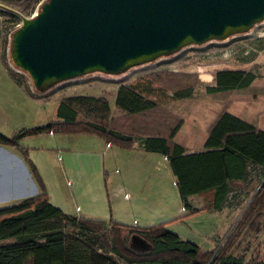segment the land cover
<instances>
[{
  "label": "trees",
  "instance_id": "1",
  "mask_svg": "<svg viewBox=\"0 0 264 264\" xmlns=\"http://www.w3.org/2000/svg\"><path fill=\"white\" fill-rule=\"evenodd\" d=\"M43 1L0 0L26 16L37 5L40 9ZM0 13L18 19L8 11ZM255 79L251 68H219L206 83L191 71L158 69L119 80L113 110L105 97L70 95L56 101L53 116L45 123L10 135L0 132V145L19 151L40 189L35 195L0 206V264H121L117 258L128 264H264L255 250L250 256L249 250L237 251L243 231L260 234L264 227V178L260 180L253 172L264 169V128L259 126L264 121V86ZM16 81L37 97L23 81ZM236 95L249 97L251 109L246 105L231 112L228 104ZM200 101L221 109L214 120L205 122L203 148L186 152L174 137ZM40 132L93 134L105 144L163 154L187 212L149 226L63 212L51 203L29 149L20 144L23 136ZM240 194L249 201L216 250L181 239L166 228L170 222L207 210L221 212L230 204L229 199ZM192 196L207 202L196 207ZM132 236L143 239L149 247L133 248Z\"/></svg>",
  "mask_w": 264,
  "mask_h": 264
},
{
  "label": "water",
  "instance_id": "2",
  "mask_svg": "<svg viewBox=\"0 0 264 264\" xmlns=\"http://www.w3.org/2000/svg\"><path fill=\"white\" fill-rule=\"evenodd\" d=\"M0 8L20 18L10 58L38 92L92 72L120 75L264 20V0H45L32 17ZM130 245L149 247L137 236Z\"/></svg>",
  "mask_w": 264,
  "mask_h": 264
},
{
  "label": "rangeland",
  "instance_id": "3",
  "mask_svg": "<svg viewBox=\"0 0 264 264\" xmlns=\"http://www.w3.org/2000/svg\"><path fill=\"white\" fill-rule=\"evenodd\" d=\"M43 1V0H42ZM38 5L34 8L33 12L37 11ZM0 10H2L0 8ZM33 12L30 14L32 15ZM0 15L3 18H0V78L2 77V66L5 68L6 72L12 71L15 74H18L21 76V79L12 77L9 72L8 74L11 76L12 79L23 81V85L28 86L29 89L37 95L36 100H40V102H37L36 105V113H30L26 109L19 107L18 114H11V116L8 119L7 126L4 127L2 130L4 132H10L12 129L20 128L22 124H43L48 119H50L53 116V109L54 105L57 100H60L63 97L70 96V95H88V96H102L105 97L109 103V106L111 110L114 109L115 106V99L117 94V87L119 86V80L125 78L133 79L140 75H148L152 73L153 71H157L158 69H168L170 71H191L198 75V73H204L203 75H206V73H212L217 68H241V69H252L254 70V73L256 75V84L264 86V21L261 23H258L250 28L247 34L242 33L238 34L236 36H233L230 39H227L223 42H226V46L218 47L217 42H207L200 46H189L182 48L179 52L170 54L167 57L159 58L153 62L146 63L143 65H137L133 66L130 69H128L125 73H122L120 75H107L100 72H92L85 74L83 76H79L73 79L65 80L62 82H59L49 88L48 90L44 92H38L34 86L32 85L30 78L28 74L16 67L10 58V37L8 36V33L10 30L13 29V27L20 23V18L18 19H11L8 16H4L0 13ZM28 15V16H30ZM17 16V15H16ZM4 29V30H3ZM218 42V43H223ZM234 46L235 53L230 55L231 51L230 49ZM215 48L216 50L213 53H210L211 55L207 56H200L202 55V52L205 50L203 49H211ZM199 70V72L197 71ZM6 81L7 77L4 76ZM8 82V88L5 87V82H1L0 86V114L7 115L6 111L2 109V100H10V102L14 105L16 104H23V99L21 97V94L16 92L12 89V85ZM17 82V81H16ZM206 83V82H204ZM203 83V84H204ZM202 87L200 88V92L202 91ZM236 99L233 101H230L228 104L229 110L231 111H238L242 110L246 107L250 108V102L251 99L247 96L243 95H236ZM202 102V101H200ZM206 103L199 104V107L197 110H195L194 114L196 117V114H198V117L201 118L204 117L203 113H207L210 117H213L215 114L217 115L219 109L221 107L217 104L211 103L213 105V108L208 110L209 103L205 101ZM204 106V107H202ZM198 111V113H196ZM193 114V115H194ZM254 115H256L253 112ZM251 113H247V116H251L253 118L254 115ZM189 118V117H188ZM187 118V119H188ZM205 118V117H204ZM211 119V118H210ZM215 119V118H214ZM213 119V120H214ZM212 121V120H209ZM204 121L201 124V127H198V134L193 135L189 137V143H194L196 140L200 139V141L203 139V136L205 135V122ZM259 126L264 128V121L263 123H259ZM3 132V133H4ZM5 134V133H4ZM30 141L36 146H50L51 141L49 140V136L47 132L41 133V134H33V135H27L25 138L26 141ZM64 146L62 149L59 150L61 153H67L68 141H64ZM67 142V143H66ZM71 144V143H70ZM112 151H116L115 148L111 149L109 152V156L111 155ZM53 153L52 155H48L49 159H53V166L54 169L57 171V180L55 182H50V191L52 195V201L56 203H68L70 205V197L72 194V191L74 189V182L71 178V174L66 170V164L65 159L66 155H63L65 157L64 160H61L62 158L58 159L56 153V150L50 151ZM84 156V153H81V157ZM104 158H106V155H104ZM0 160L6 161L8 160L9 163L13 164V166L21 171V174L24 173L23 167L20 164L19 160L16 157L8 156L4 153V150L0 148ZM113 166V165H112ZM1 171V170H0ZM15 171V170H14ZM132 171V170H131ZM253 172L256 174V176L262 180L264 178V169H255ZM118 174H111L110 178H118ZM166 175L165 177L161 178L160 186L157 181V179L154 177L148 176L146 179H139L137 182L134 181V184L132 181H122L126 184V189L131 193L132 189H135L134 185H152V187H160V190L162 192V196L160 197V205L156 207L157 211H160L159 208L167 209L168 205H173L177 194V190L173 184L172 178L169 179ZM29 179V178H28ZM123 180V179H122ZM70 184V185H69ZM142 185V186H145ZM129 188V189H128ZM141 188V187H140ZM32 186L31 184H25V185H18L16 183L13 184V186L9 189L3 187V180L0 178V206H5L7 204L14 203L17 198H20L21 196H27L32 195ZM144 189L141 188L140 191L137 189L138 195H143ZM129 195V193L126 190L122 191L123 198H125L126 195ZM129 197V196H128ZM145 196H143L144 198ZM194 204L195 205H204L205 200L201 198L200 196H193ZM230 204L226 205L224 207L223 211L212 212L211 216H209V211L207 210V213H199L196 215H193L189 217V220H185V222H177L173 225H171V229L178 230L180 233V236L182 239H188L193 242H196L198 244H201V241L203 237L200 235L201 232H205V222L209 218L210 220L217 223V228L213 229L214 234H210L206 239L208 242L206 244H203L205 248L216 250L215 248L224 241L225 237L231 230L233 224L235 221L240 217L242 208L247 204L249 201V198L245 196L244 194L238 195L235 200L229 199ZM181 211V208H180ZM136 221V220H135ZM217 221V222H216ZM186 223V224H184ZM233 223V224H232ZM239 238H242L240 240V249L237 251H248V255L250 256V253L255 250L264 258V227L263 231L260 234H255L253 231L245 232L243 231ZM206 240V241H207ZM244 249V250H243ZM118 263L121 264H128L120 259H116Z\"/></svg>",
  "mask_w": 264,
  "mask_h": 264
},
{
  "label": "crops",
  "instance_id": "4",
  "mask_svg": "<svg viewBox=\"0 0 264 264\" xmlns=\"http://www.w3.org/2000/svg\"><path fill=\"white\" fill-rule=\"evenodd\" d=\"M2 70L3 73L2 77L0 78V86L1 82L4 81L5 87H7V81H9V83L12 85L13 90H15L16 92H18L19 90V94H21V97L23 99V104L14 105L10 102V100H2V109L6 111L8 116L5 114H0L1 133L4 132L2 129L7 126L8 119L11 114H18L19 107L23 108L24 110L26 109L30 113H36L35 104H37V102H40L42 104L40 100L35 99L37 97H32L31 95H29L25 91L23 86L12 79L3 66ZM197 71L199 72V70ZM203 74V72L198 73V78L202 82H209L213 79L214 72L206 73V75ZM4 76L7 77V81ZM201 103L206 102L202 101L197 104V106L190 113L189 118L182 122L176 136L174 137V141L183 146L186 152L197 151L203 148L205 135L203 136V139L201 141L200 139H198L194 143H189V137L198 134V127H201V124L204 121L213 120L216 117V114L213 117H210L207 113H203L205 118H201L200 116L198 117V114H196L195 117L194 112L195 110H197L199 104ZM212 108L213 105L209 103L208 110ZM196 113H198V111H196ZM35 125L40 124H22L20 128H17L16 130H19L23 127H31ZM16 130L12 129L10 132L4 133L5 135H10ZM41 133L44 132L37 133L36 135ZM47 133L49 136V140L51 141V144H49L50 146H36L29 140L25 142V138L27 135L23 136L20 139V144L29 149L30 158L38 168V171L50 196L51 203L58 206L63 212L75 216H85L99 219H113L115 221H119L128 225L138 226H149L180 216L187 212V210L184 212L180 211L182 201L180 199L178 191V196H176L173 205H168L167 209H163L161 207L159 208L160 211H157L156 207L160 205V197L162 196L160 187H152V185L145 184H135V189H132L130 193L126 189V186L128 184L122 182L132 181V183L134 184V181L137 182L139 179H146L148 176H150L152 177V179L155 177L160 186L161 178L165 177V175L168 177L166 179H169L171 177L172 181H175V177L171 171L169 161L163 154L154 151H146L137 147L127 150L112 144L107 146L104 140L93 134H58L53 132ZM64 141H68L69 145H71L68 146L67 153L59 152V150L64 146ZM0 148L4 150V153L7 155V157H16L24 170V173L21 174V171L17 170L13 166V164L9 163L8 160H0V178L3 180V187L9 189L13 186L14 183L18 185H25L27 183L31 184L32 186V195L37 194L40 189L32 178L28 170V166L19 151L12 146L6 145H0ZM113 148H115L116 151H112L110 157H108L110 150ZM54 149L56 150L55 154L57 155L58 159L62 158L61 160H64L65 157H63V155L67 154L65 159L66 170H68V172L71 174V178L74 182V189L70 197V205H68L67 202L56 203L52 201L49 183L55 182L57 180L58 174L56 169H54L53 159H49L48 155H52L53 153H51L50 151ZM82 152L84 153V156L81 157ZM104 155H106V158H104ZM113 173L118 174L119 177L110 178V175ZM140 187L145 191L143 195L137 194V189L140 191ZM175 188L177 190L176 186ZM123 190H126L129 193L128 198H123ZM32 195L28 194L27 196ZM27 196H21L20 198H17V200ZM143 196L145 197L143 198ZM191 200L194 206H203L195 205L193 196L191 197ZM76 207H78L79 209L76 210ZM212 212L214 211L209 210V216L212 215ZM203 213L205 214L207 213V211H204ZM134 220H136V224H133ZM185 220L187 222V220H189V217L170 222L167 224L166 228L176 233L181 238L179 231L171 229V225L177 222L183 223L185 222ZM214 228H217V223L208 218L205 222L206 231L204 233H200L203 239L201 241V244L197 243L199 246L205 248L202 245L208 242L206 237H208L210 234H214Z\"/></svg>",
  "mask_w": 264,
  "mask_h": 264
},
{
  "label": "built area",
  "instance_id": "5",
  "mask_svg": "<svg viewBox=\"0 0 264 264\" xmlns=\"http://www.w3.org/2000/svg\"><path fill=\"white\" fill-rule=\"evenodd\" d=\"M36 12V11H35ZM35 12H33V14L32 15H30V17H32L34 14H35ZM0 18H3L1 15H0ZM19 25H20V23H18V24H16L14 27H13V29L12 30H10L9 31V33H8V36L9 37H11V34L13 33V31L15 30V29H17L18 27H19ZM1 28V27H0ZM4 30V29H3ZM248 33V32H247ZM247 33H245V34H247ZM241 34V33H240ZM236 35H238V34H235V35H233V36H236ZM232 36V37H233ZM232 37H230V38H232ZM230 38H228V39H230ZM212 41H210L209 43H211ZM213 42H217L216 44L217 45H219L218 47H222V46H226V42H223V41H213ZM218 42H223V43H218ZM203 45V44H202ZM191 46H196V45H191ZM197 46H200V45H197ZM224 46V47H225ZM185 47H189V46H185ZM184 48V47H183ZM182 49V48H181ZM180 49V50H181ZM180 50H178L177 52H179ZM203 50H205L204 52H202V55H197L198 57H200V56H207V55H211L210 53H213L216 49L215 48H211V49H203ZM235 48H234V46L230 49V51H231V53H230V55H232V54H234L235 53ZM177 52H175V53H177ZM174 54V53H173ZM168 56V55H167ZM167 56H162V57H160V58H163V57H167ZM159 59V58H158ZM49 133H52V132H49ZM107 146H109V144H107ZM173 184L174 185H176V183H175V181H173ZM128 194L125 196V198H128ZM181 208V211H184L185 209H184V207L183 206H181L180 207ZM79 208L78 207H76V210H78ZM133 224H136V221L134 220L133 221Z\"/></svg>",
  "mask_w": 264,
  "mask_h": 264
},
{
  "label": "bare ground",
  "instance_id": "6",
  "mask_svg": "<svg viewBox=\"0 0 264 264\" xmlns=\"http://www.w3.org/2000/svg\"><path fill=\"white\" fill-rule=\"evenodd\" d=\"M263 21H264V20H263ZM263 21H261V22H263ZM261 22H259V23H261ZM249 30H250V29H249ZM249 30H248V31H249ZM248 31H246V32H242V33H247ZM242 33H241V34H242Z\"/></svg>",
  "mask_w": 264,
  "mask_h": 264
}]
</instances>
